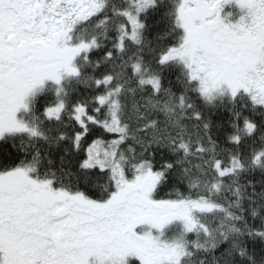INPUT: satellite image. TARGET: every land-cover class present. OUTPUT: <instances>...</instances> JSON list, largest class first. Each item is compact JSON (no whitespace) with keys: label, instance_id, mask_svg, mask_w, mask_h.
Here are the masks:
<instances>
[{"label":"snow or ice","instance_id":"6c2138e0","mask_svg":"<svg viewBox=\"0 0 264 264\" xmlns=\"http://www.w3.org/2000/svg\"><path fill=\"white\" fill-rule=\"evenodd\" d=\"M0 264H264V0H0Z\"/></svg>","mask_w":264,"mask_h":264}]
</instances>
